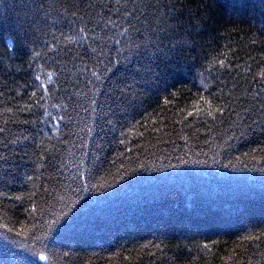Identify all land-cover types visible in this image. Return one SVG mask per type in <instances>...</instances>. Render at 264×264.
I'll use <instances>...</instances> for the list:
<instances>
[{"label": "trees", "instance_id": "obj_1", "mask_svg": "<svg viewBox=\"0 0 264 264\" xmlns=\"http://www.w3.org/2000/svg\"><path fill=\"white\" fill-rule=\"evenodd\" d=\"M140 2L150 7L134 13L140 32L133 37L151 32L145 20L157 26V9L169 12L171 19L159 25L172 33L169 47L158 57L145 49L129 56L108 41L100 64L89 45L101 43L96 34H111L104 17L121 22L115 0H0V156L6 157L0 159V264H264V117L245 114L241 136L231 125L235 115L213 122L204 103L218 106L228 91L243 97L245 89L264 88V0ZM81 16L93 31L69 44ZM77 52L82 60L73 59ZM109 62L112 71L96 81L91 71L104 76ZM129 85V95L121 96ZM89 98L111 109L114 127L92 124L98 113ZM252 104L259 109V99L243 107ZM61 115L64 120L51 118ZM85 125L93 126L91 136ZM81 138L90 153L79 168L84 175L63 185L49 180L75 175ZM184 153L187 164L168 166ZM61 162L66 167L57 171ZM68 184L96 187L77 193ZM56 217L63 225L49 231Z\"/></svg>", "mask_w": 264, "mask_h": 264}, {"label": "snow or ice", "instance_id": "obj_2", "mask_svg": "<svg viewBox=\"0 0 264 264\" xmlns=\"http://www.w3.org/2000/svg\"><path fill=\"white\" fill-rule=\"evenodd\" d=\"M117 5H120V8L117 9V11H120L121 9H123L122 11V19L121 22L118 24L115 20H113L110 16L104 17V28L108 29V32L111 33L110 35H104L101 36L99 34L95 35V40L100 41L101 43L98 46H93V45H89V54L91 55L92 59H96L98 61V63L103 64L102 60H99L98 58L100 56H106V51H105V46L106 43L108 41H112L114 42L116 45H120V47L117 49L118 52H128L129 56L132 55L133 52H139L141 49H145L147 50L148 54L150 56H159L161 52L164 51L165 48L169 47V42L167 37H170L172 35V33L169 31L168 28L165 27H160L159 25L163 24L166 20H170L171 16L169 14V12H161L158 9L156 10L155 14L153 15V20L156 23V27H153L151 23H149L147 20H145V23H148L149 28H151V32H148L144 35H142L139 38H134L132 33H139L140 29L136 27V25L133 23L134 20H139L140 16L139 15H135L134 13L138 10L139 12L143 13L144 11H147L150 7V5L148 3H143L140 2V0H131V4H132V10L129 11L128 10V3L129 0H124V3L121 4V0H115ZM40 7H43L42 5ZM87 7H91V8H95V4H88ZM102 7H107V5H102ZM65 11H67V9H65ZM45 16L48 15V12L44 13ZM72 15H76V13H72ZM85 15L89 16V20H93L95 24H99L100 20L92 17L90 14L85 13ZM80 21L83 23L82 27H79L78 30L74 33V36H67L66 39L68 41L69 44H81L82 42L86 41L88 38V33L92 32L93 29L88 27L87 21L84 20V16L80 17ZM124 23H127V27H123L122 31H118V32H113L112 29L114 28H121L122 25ZM109 25H111V27H109ZM131 30V31H130ZM164 35H161V34ZM119 37H126L125 41H122L121 39H119ZM55 39V37H53ZM139 41V42H138ZM8 46L9 47H13V44L11 42V40H9L8 42ZM163 46V47H162ZM173 47L175 45H172ZM37 56H39V53H36ZM129 57H124L123 60L118 59L116 61V63H121L123 61H126ZM73 59H83V57L80 56V54L77 52L76 56L73 57ZM220 65L221 67L224 66V61L221 60L220 61ZM87 67V66H85ZM114 65L109 62V65H105V75L102 76L101 74H99L95 69H93L91 71V76L95 78L96 81L99 82H103V80L106 78V74L107 72H111L113 69ZM79 71V69H78ZM54 75V73L49 72L48 73V80L49 82H51V78ZM36 79H39V77H37ZM262 82H264V71H262ZM89 84H92V80L88 81ZM131 85L127 86V88H121L120 91V95L123 97H127L129 95V90L131 89ZM208 85H205V88H207ZM44 90L45 92L48 91L47 87L44 86ZM90 92H93L94 95H98L99 94V89H94V88H89ZM221 92L223 93V90H221ZM33 96H35V93H33ZM220 99L222 101V103L218 106H213L212 101L210 100H205L204 103L208 105V109L206 110V115L207 117L211 118L213 120V122L218 121L220 124H223L225 122V116L227 115L228 117H231L232 115H235L236 119L231 120V125L236 128L239 129V134L241 136L245 135V128L241 126L242 122L245 120L246 116L245 114L252 112L254 110L258 111L259 115L264 117V88H261L259 92H252L249 93L247 91V89H245V95L242 97L238 94H234L232 91H228L227 93H223L220 96ZM259 99L260 101V106L259 109H256V105L252 104L248 107H243V104L246 103L247 101H255ZM89 105L91 107V112L92 113H98V117L96 120L92 121L93 125H96L97 127H101L103 125H113L114 127V120L113 118L110 116V112L111 109H108L107 111L103 110L102 107H100L97 104V101L95 99L89 98ZM235 105V107H234ZM52 107L54 108H59V109H63L64 105L62 103H56L53 104ZM238 108H242L241 110H238ZM28 110L30 111V108H28ZM87 110V109H86ZM45 116H50V113H48L46 110L44 112ZM194 115V113L189 112L188 116H192ZM53 120H64L65 116L61 115L59 117H55L52 116L51 117ZM68 121L70 123H75V121H73L71 116L67 117ZM25 123H27L28 121H24ZM85 128L87 130V134L89 136L92 135L94 128L92 125H85ZM85 129H80V131H84ZM4 129L0 128V132H3ZM121 135H124V133L122 132ZM236 133H233V136H235ZM232 137H229V139H231ZM50 139V137H49ZM15 141H13L14 143ZM65 143H71L70 141H65ZM121 144H125L126 141L125 140H120ZM87 141H85L83 138H81V143L78 146V150L81 151V157L78 163L75 164V167L77 168V172L75 173V175L70 176V177H63V178H59V177H55L54 175L50 174L48 179L49 180H53L55 179L57 181V183L63 185L67 180H71L73 183H76L79 178L84 175L83 172H81L79 170L80 165L85 163V158H87L90 153L87 151ZM55 146H47L45 148V151L47 152H51L52 148H54ZM72 148H77V145H75L74 143L72 144ZM57 152H59V149L56 150ZM128 151H131V149H128ZM68 155L69 156H73L74 160H75V153L69 149L68 150ZM188 155V153H184L183 156H177L175 157V159L179 160L180 163L172 165L169 164V167H175V168H179L181 167V164H187L188 161L185 159V157ZM245 155H249L248 153H245ZM166 159L168 157H165ZM0 159H6V157L4 156H0ZM39 161H42L44 159L43 155L38 156L37 158ZM236 159H239V157H236ZM93 165L95 164V161L92 162ZM196 163H200V161H196ZM206 163V162H205ZM38 168H44L45 165L43 163H38ZM53 167H56L55 164H53ZM60 167H66V165H64L62 162L60 163V166L57 167V171L60 170ZM123 166H121L122 168ZM223 167H228V165H223ZM261 171H264V168L260 169ZM89 173L91 172V169L87 170ZM63 176V174L61 173V177ZM125 177H121V179H124ZM29 180H32L33 177L29 176L28 177ZM67 187L69 189H72L74 192H79L81 190L83 191H88L89 187H96V185H85L82 188L81 187H76L73 188L72 184H68ZM37 195L36 192H32L31 196L35 197ZM15 199H21V197L17 196L15 197ZM63 199V198H61ZM66 207L69 208V210H71V205H66ZM77 209V208H76ZM37 205L33 204L32 207V213H35L37 211ZM73 213V212H72ZM70 218V216H67L65 214V218L63 220V223L65 221H67ZM63 223H60V217H56L55 219L51 220L50 222H48V228L49 231H52L53 229H56L57 226H59L58 230L60 229V227L63 225ZM8 231H12V229H7ZM23 234L22 232H18L17 235H21ZM257 237H248V239H256ZM157 248H159V246H156ZM205 248L207 247V245L204 246ZM41 260L45 259L44 256L40 257Z\"/></svg>", "mask_w": 264, "mask_h": 264}]
</instances>
